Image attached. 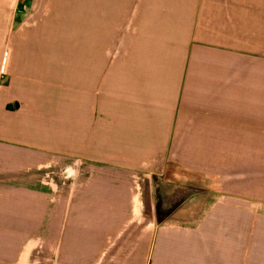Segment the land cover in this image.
Wrapping results in <instances>:
<instances>
[{"label":"crops","instance_id":"0c3cea01","mask_svg":"<svg viewBox=\"0 0 264 264\" xmlns=\"http://www.w3.org/2000/svg\"><path fill=\"white\" fill-rule=\"evenodd\" d=\"M27 1L0 0V264H264V0H128V55L75 72Z\"/></svg>","mask_w":264,"mask_h":264},{"label":"rangeland","instance_id":"374dc122","mask_svg":"<svg viewBox=\"0 0 264 264\" xmlns=\"http://www.w3.org/2000/svg\"><path fill=\"white\" fill-rule=\"evenodd\" d=\"M98 3H104V0H28L24 11V35L34 38L31 44L34 50L53 51L62 55L66 58L63 62L70 64L74 72L82 67L84 60L81 58L85 53L89 56L92 53H104L107 66L114 59V54L120 52V58L128 55L129 35L136 26L134 22L130 25L128 0H117L115 13L107 10V4L102 7ZM14 47L12 50L16 52ZM74 89L78 90L79 85H74ZM159 174L162 179H166L176 174L181 176L185 172L167 163L159 170ZM186 174L187 184L183 186L181 196L199 188L200 178ZM176 192L175 196L178 197ZM157 198L158 206L165 213L164 209L171 206L173 199L161 192Z\"/></svg>","mask_w":264,"mask_h":264},{"label":"trees","instance_id":"16d2710c","mask_svg":"<svg viewBox=\"0 0 264 264\" xmlns=\"http://www.w3.org/2000/svg\"><path fill=\"white\" fill-rule=\"evenodd\" d=\"M163 209L160 208V206H158L157 208V215H158V220L161 222L163 221L168 215H170V213L173 211V209L166 211L165 213L163 211H161Z\"/></svg>","mask_w":264,"mask_h":264}]
</instances>
